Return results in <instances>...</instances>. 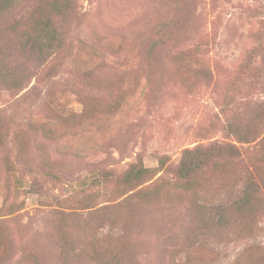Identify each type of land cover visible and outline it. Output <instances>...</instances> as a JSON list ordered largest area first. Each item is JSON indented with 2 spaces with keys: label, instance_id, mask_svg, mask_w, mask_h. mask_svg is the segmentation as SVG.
<instances>
[{
  "label": "rangeland",
  "instance_id": "obj_1",
  "mask_svg": "<svg viewBox=\"0 0 264 264\" xmlns=\"http://www.w3.org/2000/svg\"><path fill=\"white\" fill-rule=\"evenodd\" d=\"M50 1L18 0L0 18V59L28 73L20 91L0 85L5 130L0 147V264H62L61 234L75 238L74 248L82 237L86 257L94 244L117 256L132 255L135 264H264V216L220 231L195 215L187 202L189 192L178 197L186 190L185 180L180 181L183 187L170 182L168 188L160 185L156 196L145 195L143 209L119 204L139 186L116 194L115 178L99 173H121L141 159L155 172L141 184L145 186L170 175L168 169L187 148L212 141L241 146L257 141L238 143L226 133L224 125L234 118L248 119L251 107L230 110V103L225 111L222 100L226 91L235 101L247 95L263 98L260 85L250 89L252 64L246 62L257 47L251 68L260 63L264 0H71L75 10L59 27L64 45L56 56L40 58L39 65L19 48L14 30L38 14L53 12ZM163 23L166 43L149 62L141 60L158 40ZM196 42L202 45L197 66L172 62L175 52ZM113 103L116 110L108 112ZM84 109L88 115L82 128L70 132L60 124V116ZM29 113L50 128L32 131ZM1 165H9L11 172ZM239 167L230 162L219 174L204 166L199 202L231 197L213 188L221 179H233ZM259 172L264 177V164ZM261 189L264 194V184ZM103 206L111 210L100 211ZM202 224L204 231L198 226Z\"/></svg>",
  "mask_w": 264,
  "mask_h": 264
},
{
  "label": "trees",
  "instance_id": "obj_2",
  "mask_svg": "<svg viewBox=\"0 0 264 264\" xmlns=\"http://www.w3.org/2000/svg\"><path fill=\"white\" fill-rule=\"evenodd\" d=\"M18 0H0V18H3L11 13L17 7ZM49 8L53 11L47 16L41 14L32 17L30 20L25 22L20 28H15L14 34L17 39V45L25 53H28L38 59L40 65V58L46 59L51 55L56 56V54L61 50L64 45L65 39L63 32L59 29L61 28V20L65 18L70 12L75 10L72 7L71 0H52L48 4ZM167 23L160 25V30L158 33V40L153 43L149 51L141 57V60H146L149 62L154 58V54L157 52L159 47L166 43L167 39L165 36V31ZM163 31V32H161ZM201 43L196 42L192 46L178 50L171 57L174 64H182L185 66L191 65L193 63L196 65V57L201 51ZM258 48L254 47L252 51L248 54V61L246 63L252 64L251 67L256 63L251 62L254 57V51ZM261 55L259 57V64L249 71L250 78V89H255L260 85V92L263 94L262 99L248 98V95L243 98V101H235L233 97L229 96V91L223 95V110L226 111L227 105H231L229 108L234 109L237 106H244L245 108L251 107L249 116L243 119H231L224 125V130L226 133L232 137L238 143L249 144L257 140L252 145L241 146L236 145L233 142L228 141H212L208 144H198L190 149H185L178 163L168 169L170 175L164 176L160 175L153 180L151 183L141 186L144 182L150 180V176L155 174V172L142 164L141 159H137L134 162L129 163L128 167L121 173H115L111 170H100L99 173L101 177H114L116 182L114 185V192L116 194H124L129 190H133L128 196L123 198L119 204L137 205V207H142L145 209L142 203V198L144 196H149L152 194L156 196L155 193L160 187V185H168L173 182V187L181 186L180 181L185 180L186 190L178 193V197L190 193V200H187L190 207L195 211V215H199L205 218V221L211 223L213 228L221 231L230 225L229 228L235 229L237 225L244 223H254L258 217L264 216V194L261 192V186L264 184V177L261 172V166L264 164V136L259 138L262 133L264 126V49L260 50ZM249 69V70H250ZM261 70L259 74L258 70ZM195 70V69H194ZM201 73L210 77V73L207 69L200 68ZM256 71L255 76L253 73ZM88 76V75H87ZM28 73L25 70H20L9 64L6 59H0V85L4 86L8 91L17 90L20 91L28 83ZM250 96V95H249ZM234 103V104H233ZM116 110V103H113L107 109L108 112H114ZM88 110L84 109L80 113L67 116H60V124L67 127L70 132L82 128L85 120L87 119ZM34 125L32 131L39 130L40 128L50 127L45 122H40V117H34L32 113L27 116V127L29 125ZM45 124V125H44ZM260 127V128H258ZM5 137V130L0 124V147L4 145L3 140ZM236 163L240 167L236 169L233 173V179L229 181L225 179L219 180L216 187L213 188V192L217 193L218 188L222 191L230 194L231 197H227L224 202H217L213 199L209 204H201L198 200L200 198V192L197 189L198 184L202 181L199 179L205 172V168H215L218 173L221 174L228 163ZM160 166H163L165 161L164 158L159 160ZM205 166V168H204ZM5 171L11 172V167L9 165L3 166ZM171 167V166H168ZM167 168V167H166ZM204 168V169H203ZM216 171V170H215ZM257 176V177H255ZM263 177V178H262ZM226 184H229V188ZM188 185L192 188L189 189ZM201 183L199 186H203ZM165 186V187H166ZM135 187V188H134ZM232 189V190H231ZM188 199V198H186ZM177 200V197H176ZM180 201V200H178ZM168 206H172L169 203ZM103 212L110 211L109 206H103L99 208ZM207 224V223H205ZM200 230L204 231L205 226L198 225ZM202 226V227H200ZM209 227V225H207ZM68 228V227H67ZM61 232H64V227L61 228ZM236 234V232H235ZM62 242L59 243L60 247V260L62 264H73L76 260L78 264H135L132 255L117 256L110 249L105 246H96L91 244V248L88 250V255L86 257V250L82 241V237L79 238L77 247L74 248L73 244L75 238L71 235H60ZM125 249V248H124ZM122 249V250H124Z\"/></svg>",
  "mask_w": 264,
  "mask_h": 264
}]
</instances>
